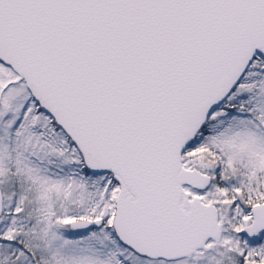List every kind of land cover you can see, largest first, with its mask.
Returning <instances> with one entry per match:
<instances>
[{
    "label": "snow or ice",
    "instance_id": "1",
    "mask_svg": "<svg viewBox=\"0 0 264 264\" xmlns=\"http://www.w3.org/2000/svg\"><path fill=\"white\" fill-rule=\"evenodd\" d=\"M0 264H264V0H0Z\"/></svg>",
    "mask_w": 264,
    "mask_h": 264
}]
</instances>
